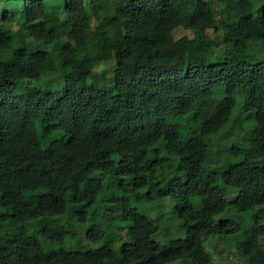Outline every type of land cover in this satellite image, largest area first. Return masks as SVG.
<instances>
[{
    "label": "trees",
    "instance_id": "trees-1",
    "mask_svg": "<svg viewBox=\"0 0 264 264\" xmlns=\"http://www.w3.org/2000/svg\"><path fill=\"white\" fill-rule=\"evenodd\" d=\"M95 59L115 62L100 86ZM59 67L62 96L18 89ZM263 158L264 0H0V264H217L211 238L264 264ZM145 194L177 204L162 235Z\"/></svg>",
    "mask_w": 264,
    "mask_h": 264
},
{
    "label": "rangeland",
    "instance_id": "rangeland-1",
    "mask_svg": "<svg viewBox=\"0 0 264 264\" xmlns=\"http://www.w3.org/2000/svg\"><path fill=\"white\" fill-rule=\"evenodd\" d=\"M16 26V23H15ZM209 36V42H208V50H209V57L215 60L222 59V49L216 48L214 37L212 34V31H208ZM194 37V34L192 31L184 30V29H177L174 32V36L170 41L168 42L170 51L173 54L179 53L183 51L186 47L187 40L189 38ZM218 43V41H217ZM44 41L43 40H36L33 45L29 48L30 51H38L42 47H44ZM47 49H50L49 46H46ZM115 62L113 59L108 60V62H102L97 59H95L93 66H92V73L95 74L96 83L98 86L102 84V81L100 79V76L102 74H106L110 76L112 74V69ZM59 75L56 79H42V80H36V81H29L26 84L23 83L19 86V90H23L26 87H36L42 90H53L56 92V95L58 97L63 95V91L61 87L63 86V78H62V69L59 67L58 69ZM110 87V86H109ZM238 103L242 104L243 100L238 99ZM239 132L242 134H246V131L243 127L239 128ZM56 162L58 165H61L64 163V158L62 156L57 157ZM262 164L264 165V158L262 160ZM99 177H101V174H98ZM104 184L106 186L107 182L104 181ZM219 198L231 201L235 198L236 192L229 189H224L219 192ZM152 202V198L149 194H145L141 196L140 202L137 203V206H139L138 210L139 212L149 216V218L153 219L155 225H157L160 228V234L167 231V226L171 222V218L176 214V207L177 204L170 198H164L162 205L158 209H152L149 210L146 205ZM136 205V203H135ZM260 207H257L252 212H244L241 215V220L244 222H251L254 218V216L259 215ZM68 217H65V220H67ZM220 219V218H218ZM261 222L264 224V217H262ZM88 228L87 224H79L77 223L75 225V231L78 237H83L86 230ZM177 229L175 227H171L168 230V235L170 232H176ZM108 238H113L116 240H123L128 239L129 235L126 230L121 231L119 228L114 225L112 226L108 232H107ZM205 248L207 251L211 252L214 260L217 264H225L228 260H231L233 258V254L236 253L239 249V246L237 244H229L227 242H223L221 239H215L211 238L205 243ZM63 249V245L60 243H52L49 245V250L51 251H59ZM120 250H117V254L119 255ZM169 264H190L186 261H176Z\"/></svg>",
    "mask_w": 264,
    "mask_h": 264
}]
</instances>
